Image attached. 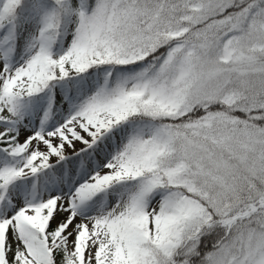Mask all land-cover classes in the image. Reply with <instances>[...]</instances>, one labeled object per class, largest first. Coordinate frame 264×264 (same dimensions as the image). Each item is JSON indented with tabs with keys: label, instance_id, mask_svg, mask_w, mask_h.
I'll return each mask as SVG.
<instances>
[{
	"label": "snow or ice",
	"instance_id": "6c2138e0",
	"mask_svg": "<svg viewBox=\"0 0 264 264\" xmlns=\"http://www.w3.org/2000/svg\"><path fill=\"white\" fill-rule=\"evenodd\" d=\"M0 264H264V0H0Z\"/></svg>",
	"mask_w": 264,
	"mask_h": 264
}]
</instances>
